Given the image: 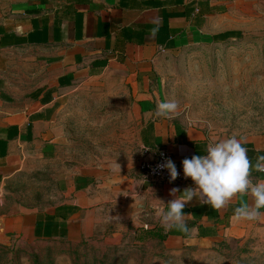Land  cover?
<instances>
[{
  "label": "crops",
  "instance_id": "1",
  "mask_svg": "<svg viewBox=\"0 0 264 264\" xmlns=\"http://www.w3.org/2000/svg\"><path fill=\"white\" fill-rule=\"evenodd\" d=\"M250 2L0 0V190L24 172L44 170L58 156L67 96L77 85L104 77L121 80L137 104L138 167L141 161H154L159 149H166L182 170L184 158L206 154L211 142L200 129L176 113L157 115L158 103L166 101L162 66L167 52L179 46L242 39ZM152 29L157 30L154 36ZM242 143L253 164L264 155V131ZM138 167L110 161L82 166L71 177L61 175L64 200L41 208L13 203L1 218L2 230L34 240L77 241L107 217L118 225L132 219L139 240L208 246L264 228V215L233 219L236 207L252 203L250 195L238 194L220 210L193 200L184 209L189 232L165 230L155 210L173 199L170 189L182 192L194 182L167 184L146 178ZM251 178L264 180V173L253 169ZM139 199L145 202L141 212L120 217L122 204Z\"/></svg>",
  "mask_w": 264,
  "mask_h": 264
},
{
  "label": "rangeland",
  "instance_id": "2",
  "mask_svg": "<svg viewBox=\"0 0 264 264\" xmlns=\"http://www.w3.org/2000/svg\"><path fill=\"white\" fill-rule=\"evenodd\" d=\"M250 1L242 39L179 46L167 52L162 66L165 100L177 101L176 114L211 143L264 131V0ZM140 123L135 99L121 80L104 77L74 88L59 120L64 145L58 156L0 190V264H264L263 227L208 246L139 240L132 219L118 225L107 217L77 241L4 233L1 218L13 203L41 208L65 199L61 175L110 161L138 167Z\"/></svg>",
  "mask_w": 264,
  "mask_h": 264
},
{
  "label": "clouds",
  "instance_id": "3",
  "mask_svg": "<svg viewBox=\"0 0 264 264\" xmlns=\"http://www.w3.org/2000/svg\"><path fill=\"white\" fill-rule=\"evenodd\" d=\"M156 31L152 29L151 34L154 36ZM177 108L178 102L175 100L162 101L157 105V115L171 118ZM247 153L242 139L233 135L209 143L204 155L184 158L182 160L184 178H191L194 186L186 187L182 192L177 187L170 189L173 199L166 203V208L160 207L155 210L161 226L165 230L175 228L188 233L184 212L186 205L196 200L214 210H220L238 194L250 195L252 203L236 207L233 219L256 220L264 215L260 211L264 209V180L254 181L251 178L253 169L264 173V155H258L253 164ZM157 168L167 170L170 183L180 175L176 164L170 158L158 164ZM178 193L180 195H177Z\"/></svg>",
  "mask_w": 264,
  "mask_h": 264
},
{
  "label": "built area",
  "instance_id": "4",
  "mask_svg": "<svg viewBox=\"0 0 264 264\" xmlns=\"http://www.w3.org/2000/svg\"><path fill=\"white\" fill-rule=\"evenodd\" d=\"M166 158H170L172 160L170 153L166 149H159L156 153V157L154 161L152 162L141 161L139 164V168L143 172L146 178L157 179L167 184H187L189 183L190 178L185 179L183 175V170L179 169L178 167L177 169L180 173L179 177L175 181L171 183L169 182L170 177H169L167 170H160L157 168V165L162 163Z\"/></svg>",
  "mask_w": 264,
  "mask_h": 264
},
{
  "label": "water",
  "instance_id": "5",
  "mask_svg": "<svg viewBox=\"0 0 264 264\" xmlns=\"http://www.w3.org/2000/svg\"><path fill=\"white\" fill-rule=\"evenodd\" d=\"M145 208L144 200H137L131 203L122 204L121 211L119 212L120 217L132 216L141 212Z\"/></svg>",
  "mask_w": 264,
  "mask_h": 264
}]
</instances>
